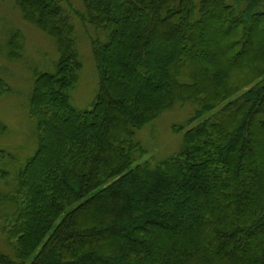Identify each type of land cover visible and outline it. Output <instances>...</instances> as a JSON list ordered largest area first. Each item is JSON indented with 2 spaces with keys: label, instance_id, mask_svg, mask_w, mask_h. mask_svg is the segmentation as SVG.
<instances>
[{
  "label": "trees",
  "instance_id": "obj_1",
  "mask_svg": "<svg viewBox=\"0 0 264 264\" xmlns=\"http://www.w3.org/2000/svg\"><path fill=\"white\" fill-rule=\"evenodd\" d=\"M14 1L59 56L31 70L38 143L0 197L15 255L0 264H264V0ZM75 26L98 73L86 111ZM187 104L179 151L133 167L137 134Z\"/></svg>",
  "mask_w": 264,
  "mask_h": 264
},
{
  "label": "rangeland",
  "instance_id": "obj_2",
  "mask_svg": "<svg viewBox=\"0 0 264 264\" xmlns=\"http://www.w3.org/2000/svg\"><path fill=\"white\" fill-rule=\"evenodd\" d=\"M70 2L75 8L83 7V0H70ZM227 2L234 4L235 0H227ZM72 10L74 8L66 7V12H69L71 19L76 21ZM81 26L86 36L91 33L97 35L93 26L88 27L82 24ZM17 31L23 40V51H25L23 61L9 60L6 57L9 51L10 38L8 37L12 32ZM74 38L83 68L75 88L70 91V101L77 110L86 111L92 108L96 99L98 73L90 43L86 38L84 39L83 33L78 32L76 26ZM55 45L47 34L24 19L14 0H0V81H2L0 86V197L14 190L17 169L24 166L37 149L36 120L30 115L28 106L33 84L31 70L37 68L49 72L54 69V63L59 56ZM4 85L9 86L10 91H7ZM191 106L187 104L182 109L173 108L164 112L137 134L136 140L142 143L147 152L138 157L133 167L145 161L156 164L179 151L185 131L175 132L172 126L185 121ZM76 206L77 204H74L70 209ZM9 208V205L0 203V253L13 257L15 256L13 249L2 231L7 223L5 220ZM134 242L132 240L128 244Z\"/></svg>",
  "mask_w": 264,
  "mask_h": 264
}]
</instances>
